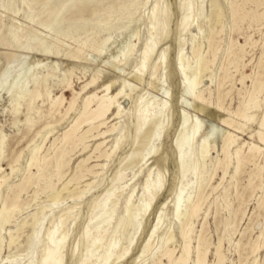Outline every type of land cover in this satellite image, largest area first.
<instances>
[{"label":"rangeland","instance_id":"rangeland-1","mask_svg":"<svg viewBox=\"0 0 264 264\" xmlns=\"http://www.w3.org/2000/svg\"><path fill=\"white\" fill-rule=\"evenodd\" d=\"M177 1L158 0L159 16H163V9L168 7L166 13L169 22L165 26L166 37L157 45L165 49L167 54L165 64L153 76L151 75L150 80L149 71L155 55L150 58L147 71L141 75L140 79H136L134 74L140 47L147 36L144 23H146L150 8L156 5L154 0H146L147 3L141 11V18L132 24L129 31L123 33L95 32L90 24L81 28L83 24L81 19H95L97 15L103 14L101 7L90 0H0V178L5 179L0 187V210L4 197L7 194L11 197L18 191L14 184L19 183L26 173H36L35 167L28 168L34 146H40L37 157L41 160L51 149L53 139L70 125L78 112L82 98L87 93L97 91L101 94L103 93L102 85L109 82H112L110 91L114 92L122 82H127L128 95L123 96L122 92L118 101L124 114L120 119V127H123L125 121H130V129L128 134L126 133L123 145L109 161H105L102 157L97 158L98 151L94 153L96 138H90L85 149L82 148L81 143L74 146L66 145L61 156L56 150L48 156L49 160L47 158L48 161L44 162V164L47 163L45 164L47 176L44 179L35 176L31 185L25 186V190L21 192L19 207L22 203L25 202V204H22L19 210L17 209L9 218V222L1 228L0 264H35L40 242L49 227L52 215L56 220L60 210L66 206H73L68 212V222L65 224V228H69V243L71 245L80 240L79 250H81L84 247L81 230L94 206V200L109 187L115 171L124 164L126 156L131 154L126 161L130 168L123 171L122 180L115 186V192L119 196L116 211L113 215L111 213L109 226L101 229L106 236L105 240L114 235L119 245L126 243L128 233L133 231V220L126 228L124 227L126 217L121 215L124 198L129 191L134 190L135 194L137 192L135 190H140L144 174L154 160L153 157L147 155L148 146L143 143L150 127L144 126L141 129V137L133 138L136 123L133 115L135 100L139 95L144 94L148 97L147 101L154 100L153 97L156 96L166 101L169 107V124L163 137L155 141L158 146L167 151L168 159L164 164L165 167H162V187L121 264L138 263V260L136 263L133 261L153 223V213L178 185L179 170L174 159L172 141L178 128L179 114L184 110L189 115L198 116L203 123L205 133L211 136L212 144L217 146L222 133L228 129L221 126L215 118L210 117L207 110L215 111L210 100L215 101L216 82L221 74L220 67H224L227 73L226 87L232 86L230 92L232 101L224 102L227 109H235L238 102L242 100L241 98L248 95V90L250 91L256 75L264 80V0H181L190 1L192 9L196 4L203 5L198 24L185 30L181 35L183 52L193 63L192 49L196 48L212 68L203 73L199 86L203 93L202 100L200 99L197 103L202 106V110L193 108L191 97L181 94L178 88V78L174 69L179 50L176 44L179 21ZM108 2L116 4L115 0H108ZM93 10L97 11L96 16ZM56 21L58 28L54 31L46 27ZM135 31L139 32V39L133 36ZM128 43H135V48L121 64L119 62L121 51ZM97 47L98 50H95ZM213 52L217 60L212 66L209 61L212 59ZM93 77L96 81L83 89ZM149 82H153V86ZM154 85L157 87L154 88ZM258 96L264 101V91ZM71 103H73L72 107L69 106ZM260 112L258 111V115ZM117 120L119 118L113 120L112 123ZM247 124L243 132L233 131L238 138L236 145L230 148L231 158L227 174L221 181L222 171L216 172L212 184L216 185L221 182V185L217 186L215 191L213 190V194L204 206L206 208L211 203L206 217V234L212 243L211 249L218 240L219 231L223 229L225 219L229 218L228 209L225 208L222 198L218 200L224 207H220V211L215 215V206L212 205L214 197L224 195L226 188L227 201L230 203L229 209L240 204L239 213L244 210L237 231L231 237L232 241L228 243L226 240L229 237L227 233L222 235V253L226 258L225 264H239V262L253 264L254 257L250 254L247 241L256 237L258 234L256 226L262 221V217L252 214L257 198L264 195L260 187L254 184L250 185L251 187L247 185L249 169L253 168L252 163L243 164L239 173L231 178L236 165L234 159L236 146L242 147L241 144L250 141L259 144L255 135L257 121ZM114 137V135L108 136L102 149L105 146L110 148ZM243 147L242 151L246 152L247 144ZM261 147L262 155L260 154L258 159L260 158L259 161L264 167V145ZM211 155H216L215 150L211 152ZM87 156H91L86 164L88 166L94 163H104V165L106 163L100 169V175L93 177L90 174L85 177L86 181L89 178L94 180L89 188L84 187L83 182L73 180L68 188L70 191L61 192L56 202L52 203L48 195L51 191L58 190L61 183L69 179L77 170L78 162ZM192 178L189 176V179ZM238 192H241V195ZM72 193H74L73 197L70 195ZM171 206L168 204L166 211L169 212ZM104 208L107 212L110 211L108 206ZM98 210L93 213L96 215L88 224V236L91 239L96 234L95 226L98 221L107 220L106 214L99 213ZM36 211H41V213L33 221L31 215ZM5 215L7 216V211H4L2 218H5ZM203 219L204 212L198 217L192 233L194 243ZM31 221L34 223L32 224ZM252 226L255 227L253 231ZM169 231L173 235V242L179 244L181 240L175 222ZM10 233L14 234L15 239L11 246H9ZM239 239L240 243L237 247L235 244ZM152 242L154 250L151 254L144 256L142 264L153 262L172 264L173 262L162 255L161 240L153 237ZM263 255L264 248L259 251L260 262L257 264H264ZM97 257L96 254L93 259ZM75 258V256L72 258L67 256L64 264H74ZM208 258L211 264L214 258L212 252L209 253Z\"/></svg>","mask_w":264,"mask_h":264},{"label":"bare ground","instance_id":"bare-ground-1","mask_svg":"<svg viewBox=\"0 0 264 264\" xmlns=\"http://www.w3.org/2000/svg\"><path fill=\"white\" fill-rule=\"evenodd\" d=\"M90 1L99 5L103 14L99 16L97 15L95 19H81L83 21L81 28H85L86 25L90 24L95 32L105 31L116 33L129 31L132 24L141 18V11L147 3L146 0H115L116 4L113 5L112 2H108V0ZM154 3L156 5L150 8L146 16V23H144L147 36L140 47L138 60L135 66L136 70L134 75L136 79H140L141 75L146 73L148 62L153 55H155V60L149 71L150 80L152 79L151 75L153 76L165 64L166 60L167 51L163 48L157 47V45L166 37L167 29L165 26H167L169 22L168 15L166 13L168 7L163 9V16H159L158 0H154ZM177 9L179 21L176 31V44L179 50L176 56L174 69L178 78V88L181 94L189 95L191 97L193 108L200 111L202 110V106L197 102L200 101L203 92L199 86L202 82L201 79L203 73L210 70L211 67L205 60L204 56L199 54L200 51L198 52L196 48L192 49L194 62L192 63L189 61V56L184 54L181 47L183 46L181 45V35L185 30H189L190 27L198 24V18L200 16V11L203 9V5L196 4L195 8L192 9L190 1L178 0ZM96 12V10H93L94 15L97 14ZM46 27L54 31L58 28L57 21L55 23L52 22V24H48ZM133 36L137 39L140 38L138 31H135ZM208 45L210 44L208 43ZM134 48L135 43H128L124 46L119 60L121 64L126 61ZM95 50H98V47L95 48ZM211 58L212 59L209 62L213 66L217 60L214 52ZM220 73L219 80L216 82L215 101L212 102L210 100L215 107V111L213 112L211 109H208L207 112L210 117L215 118L221 126L226 127L228 130H225V132L222 133L220 143L216 146L214 143L212 144L210 140L211 136L205 133L203 123L198 116L189 115L184 110L179 114V120L177 123L178 128L172 141L174 159L179 170L178 185L172 194L168 195L164 199L157 211L153 213V223L147 231V234L141 244L140 251L135 256L133 263H136L137 260L139 262L136 264L143 263L144 256L151 254L154 250L152 238L157 237L161 240L160 250L162 255H165L168 260L174 264H209L208 255L210 252H212L214 257L211 264H225L226 258L222 253V235L225 233L229 235L228 239L226 238L229 243L232 235L237 231V227L242 219L244 210L239 213V209L241 208L240 204H236L237 207L234 205L235 208L231 210L229 209L230 203L227 201L226 188L224 190V195L214 197L215 199L212 201V205L215 206V215H217L220 211V207L223 208L225 206V208L228 209L229 218L225 219V223L223 224L224 227L221 231H219L218 227H216V230L219 231L218 240L211 249L212 243L206 234V217L211 203L206 208H204V206L208 198L211 194H213V190L217 186L221 185V182L216 185L212 184V180L216 175V172L218 170L222 171V176L220 178L221 181L225 179L224 177L227 174L231 158L230 148L236 145L238 138L236 133L233 131L243 132L244 129H246L248 122L257 121L255 135L259 144L250 141L241 144L242 147L236 146L234 150L236 165L231 178H234L239 173L240 167L243 164L251 162L253 168L249 169V175L247 174V185L250 186L254 184V186L256 185L264 191V167L262 162L259 161L260 158L258 159L262 151L261 145H264V107H262V105H264V101L261 97H259L260 95L258 96V94L264 91V80L256 75L253 79L250 91L248 90V95L241 98L242 100L238 102L236 108L231 110L225 107L224 102L226 100H229L230 102L232 101V96L230 94L232 86L226 87L225 78L227 73L225 68L222 66L220 67ZM95 81L96 78L93 77L91 81L83 87V89ZM149 83L153 86V82ZM127 87H129V85L124 81L116 91L111 92L112 82H109L102 85L101 91H103V93L98 94L97 91L87 93L82 98L78 112L71 120L70 125L67 129L63 130L57 138L53 139L51 149L47 151L41 160L37 157V152L40 146L35 145L34 148L32 147L33 153L29 160L28 168L35 167L36 173L28 172L22 176L20 182L14 184V187L18 188V191L11 197L7 194L2 200V207L0 210V231L2 230L1 228L9 222V218L12 214L20 208L22 204H25L24 202L19 207L21 192L25 186L29 184L31 185L35 176L43 179L47 176V168L45 166L47 163L44 164V162L54 150L58 151L59 156H61L66 145L74 146L81 143L82 148L85 149L87 148L88 140L90 138H96L97 140L94 144V153L95 151L99 152L97 158L102 157L105 161H109L113 158L120 146L123 145L124 138L126 139L130 129L129 120L124 122L123 127H120V119L124 116V114L118 104L119 98L122 96V92L123 96L128 95L126 92ZM156 87L157 86L154 85V88ZM147 98L148 97H145V95L142 94L135 100L133 115L136 119V123L134 124L133 138L138 139L141 137V129L144 126L150 127L148 134L144 137L145 141L143 143L148 146L147 155L149 157H153L154 160L150 163L149 168L144 174V180L140 184V190H135L137 191L135 194L134 190L129 191L127 196L124 198L121 213L122 216L126 217L124 227L126 228L133 220V231L128 233L126 243L124 245H119V242L116 238H114V235H111L108 240H105L106 236L103 232H101V229L110 224L111 213L113 215L116 211L119 196L115 192V186L122 180L123 171L130 168L126 161L131 157V154L126 156L124 164L117 171H115L109 187L94 200V206L81 230V235L84 239V247L79 250L80 240L77 243L75 241L71 245L69 243V228H65V224L68 222V212L73 208V206H66L60 210L56 220L53 219L52 215V219L49 221V227L44 232V236L40 242V250L39 254H37L38 257L35 264H64L67 256L69 258H72L73 256L76 257L74 264H121L124 261L125 255L130 246L133 244L135 235L139 230L143 219L146 217L147 212L151 209L152 203L162 187V167H165L164 164L168 159L167 151L158 146L155 141L163 137L169 124V107H167L166 101L160 100L156 96L153 97L154 100L152 101H147ZM73 103L69 106L72 107ZM258 111H261L260 115H258ZM118 118L119 120L112 123L113 120ZM37 134H39V132ZM112 135L115 136L113 144L110 148L105 146L102 149V146H104L107 141V137ZM245 144H247V151L243 152L242 148H244L243 145ZM213 150L216 152L215 156L211 155ZM90 158L91 156L82 158L76 165L77 170L74 174L69 179L61 183L58 190H54L53 192L51 191L48 196L51 198L50 200L52 203L56 202L58 197H60L59 194L61 192H65V190L70 191L68 188L73 180L83 182L84 187L88 188L94 183L93 178H89V180L86 181L85 177L90 174L93 177L100 175V169L103 167L104 163H94L88 166L86 164H88L87 162ZM189 176H192L193 178L189 179ZM4 181V178H0V187ZM83 190H85V188ZM12 191L14 190L12 189ZM238 194L241 195V192H238ZM238 194L237 196H239ZM70 195L73 197L74 193ZM219 198H222L221 200L224 201V206L220 204L218 200ZM168 204L172 205L169 212L166 211ZM106 206L110 208V211L107 212L104 208ZM97 209H99V213L106 214L107 220L103 219L98 221L95 226L96 234L91 239L88 236V224L94 219V215L96 214L93 213L96 212ZM132 210L135 211L133 212ZM4 211H7V216L5 215V218H2ZM41 211L32 213L31 218H33V221L37 215L39 216ZM203 212L204 219L201 223L194 243L192 233L198 217ZM252 214H255L257 217H262L261 223L256 226L258 234H256V237L254 236L251 241H249L250 239L247 241V244L250 246V254L254 257L253 260L251 259L252 263L257 264L260 262L259 251L264 248V195H260L257 198ZM174 222L177 225L181 240L179 244L177 242H173V235L169 231ZM33 223L34 222H32V224ZM254 228L255 227L252 226L251 230L253 231ZM14 242V234L10 233L9 246L14 244ZM236 242L235 246L237 245V247H239L240 239ZM100 252L101 254L99 255ZM96 254L98 255L97 259H93ZM262 257H264V255ZM239 264H241V262H239Z\"/></svg>","mask_w":264,"mask_h":264}]
</instances>
